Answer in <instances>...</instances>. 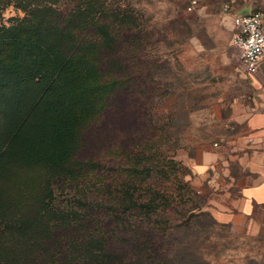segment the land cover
<instances>
[{"label":"trees","instance_id":"16d2710c","mask_svg":"<svg viewBox=\"0 0 264 264\" xmlns=\"http://www.w3.org/2000/svg\"><path fill=\"white\" fill-rule=\"evenodd\" d=\"M109 2L24 1L47 11L51 50L43 51L42 71L38 56L23 55L24 42H12L21 56L10 64L20 67L0 73V95L13 106L25 97L31 107L46 106L59 138L45 140L62 145L39 154L50 163L51 182L77 197L73 208L38 222L42 249L22 255L20 264H189L193 252L176 230L187 234L207 215L198 202L182 205L190 200L182 171L166 157L151 121L152 100L165 90L146 49L157 39L130 10ZM93 132L94 150L82 153ZM154 180L172 186L179 222L165 215L174 207Z\"/></svg>","mask_w":264,"mask_h":264},{"label":"rangeland","instance_id":"374dc122","mask_svg":"<svg viewBox=\"0 0 264 264\" xmlns=\"http://www.w3.org/2000/svg\"><path fill=\"white\" fill-rule=\"evenodd\" d=\"M24 1L0 0L2 75L18 66V60H15L14 65L10 64L11 58L21 56L17 55V45L12 42H24L23 55L35 54V57L40 58L39 65L42 71L46 68L44 60L41 59H45V51L51 50V45L49 48L45 46L46 37L50 34V29L43 18L47 11L40 7L28 9L24 6ZM106 1L130 10L146 28L150 29L152 39H157L146 49L148 54L155 58L158 65L157 77L160 86L165 89L187 82L183 79L186 77L183 59L189 35L194 27L198 25L200 27L205 20L214 22L220 4L224 1L230 2L196 0L195 8L189 11L186 10V5L190 0ZM92 10L90 8V11ZM27 101L26 97L18 99L15 102L16 106H13L5 93L0 95V264H20L22 255L27 252H40L42 234H39L38 225L44 226L48 216L54 218L76 205L77 195L73 194L69 186H64L59 181L51 182L53 176L50 175L51 171L48 168L50 163L48 160H42L43 157L39 154L40 151H57L60 148L62 144L51 145L45 140V137L49 136L59 138L58 131L48 125L42 109L46 108L44 104L37 109L27 104ZM158 130L159 140L163 143L162 150L166 155L170 147L164 143L167 142L165 137L168 132L162 128ZM63 134L66 135L65 131ZM94 135L93 132L88 137L86 149H83L82 153L94 150L92 143L96 141ZM178 168L182 172L185 171L181 165ZM114 173H110L109 178L112 179ZM157 181H153L155 186L163 187V192L167 194L174 207L167 209L165 215L170 222H179L178 212L175 210L181 203L178 202L177 196H174L172 186L167 181L156 184ZM189 199L182 205L191 206L199 202L201 196L194 192L189 195ZM198 210L207 212V215L199 216L200 222L191 225L186 230L187 234H181L184 229L176 230L187 249L193 252L188 256L189 264H264V234L234 230L216 222L208 211L200 207Z\"/></svg>","mask_w":264,"mask_h":264},{"label":"crops","instance_id":"0c3cea01","mask_svg":"<svg viewBox=\"0 0 264 264\" xmlns=\"http://www.w3.org/2000/svg\"><path fill=\"white\" fill-rule=\"evenodd\" d=\"M251 10L264 30V0H230V13ZM216 17L190 33L187 82L154 96L151 121L167 130L166 157L185 169L200 208L229 228L264 234V60L246 72L230 42V14Z\"/></svg>","mask_w":264,"mask_h":264},{"label":"built area","instance_id":"2783aa9c","mask_svg":"<svg viewBox=\"0 0 264 264\" xmlns=\"http://www.w3.org/2000/svg\"><path fill=\"white\" fill-rule=\"evenodd\" d=\"M196 0H190L186 10L195 8ZM222 14H230L232 31L230 42L237 48V57L246 72H254L260 61L264 60V30L260 20V13L251 10L244 13H230V2L220 4Z\"/></svg>","mask_w":264,"mask_h":264}]
</instances>
